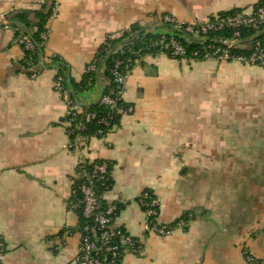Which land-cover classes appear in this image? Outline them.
Masks as SVG:
<instances>
[{
  "label": "crops",
  "instance_id": "obj_1",
  "mask_svg": "<svg viewBox=\"0 0 264 264\" xmlns=\"http://www.w3.org/2000/svg\"><path fill=\"white\" fill-rule=\"evenodd\" d=\"M262 1L0 0V264H75V176L98 160L112 165L105 199L120 208L116 226L139 241L122 264H246V254L264 264V66L143 56L125 81L133 113L70 151L53 61L80 82L107 38L134 25L171 34L167 16L206 22ZM50 8L45 61L27 70L7 17ZM103 88L81 94V105L98 103ZM145 192L160 203V225L188 218L186 229L149 233Z\"/></svg>",
  "mask_w": 264,
  "mask_h": 264
},
{
  "label": "built area",
  "instance_id": "obj_2",
  "mask_svg": "<svg viewBox=\"0 0 264 264\" xmlns=\"http://www.w3.org/2000/svg\"><path fill=\"white\" fill-rule=\"evenodd\" d=\"M165 23L176 30H183L188 37L198 39L201 42H206L208 36L217 34L219 32L228 30L233 33V38L226 41H219L220 47L214 46L210 41L203 49L198 50L189 58L186 48L179 42L175 36L170 34V41L167 40L166 35H162L159 43L160 55H167L169 52L173 59H182L189 62L215 60L221 62L237 61L245 65L256 66L261 64L264 66V46L258 42L254 48L253 54L247 58L244 56H233L231 51L241 47L242 30L252 29L260 31L264 26V5L251 13L236 12L230 16H216L206 22H194L186 24L179 22L173 17L167 16L164 19ZM42 39L46 42L47 36L42 35ZM189 42V40H187ZM20 44L28 51H35V44L28 36H23L20 39ZM105 44V43H104ZM122 62H116L112 73L115 77V83L118 85L116 98L111 95L103 96L100 99L102 104L108 105L112 110H118L122 115L132 114L133 106L129 105L126 108H118V103L124 101L123 96L125 92V81L131 74L130 65L126 66V70L121 71ZM31 70V69H30ZM95 71V61L93 60L88 69ZM37 73H32V78H36ZM64 78L58 76L55 78L54 89L62 98L67 107V113L63 120L69 142L67 149L70 151H77L84 148L88 142L93 138L104 139L109 133L104 129H98L87 134L89 131L88 124L93 121L103 127L110 126V115L107 119H99L96 114H85L81 103L74 99L70 88L64 86ZM94 161H83L76 172L75 180L85 178L87 183L81 187L83 195L80 203L74 204L72 207L74 211L82 207V216L85 224L81 233V244L79 254L76 258L75 264H122L125 255L128 252L139 247V241L133 237L124 228L116 226V217L118 213V206L113 203H108L105 199V194H97L94 188V180H104L107 174V166L105 164L96 166L91 174H87L84 170L87 163L92 164ZM75 184V182H74ZM75 193L73 189V194ZM148 195H144L139 199V203L145 213L147 219V229L149 233L165 237L173 233L177 229H186L187 222L180 220L175 226L160 225L158 218L160 215V203L157 199H152L147 203ZM6 252L5 244L0 241V257ZM246 264H261V262L250 254H246Z\"/></svg>",
  "mask_w": 264,
  "mask_h": 264
},
{
  "label": "trees",
  "instance_id": "obj_3",
  "mask_svg": "<svg viewBox=\"0 0 264 264\" xmlns=\"http://www.w3.org/2000/svg\"><path fill=\"white\" fill-rule=\"evenodd\" d=\"M264 5V1L260 2L254 10ZM236 12H243L241 10H234L229 13H225L219 15L221 17L230 16L235 14ZM53 14V9L49 10H41L39 12H21V13H13L7 17L10 25L18 30L16 33V39L20 41L23 36H28L29 39L35 44V51H28L25 49L23 45L22 48L24 50V59L22 60V66L27 70L33 69L38 66L42 61H45V44L46 42L42 39V35L47 36V24L50 17ZM33 19V20H32ZM171 35L175 36V38L183 44V46L187 50L188 57L190 58L192 54L198 50L203 49L204 46H207V43L212 40V44L214 46L220 47L221 44L219 41H226L233 38V33L231 31L225 30L219 32L217 34H211L208 36L206 42H201L198 39H193L192 37H188L183 30H176L173 27H170ZM32 28H35L36 31H31ZM164 34H153L148 33L146 30L141 28L139 25H134L131 27L129 31L124 33L119 38H107L105 44L101 46L99 51L97 52L94 61H95V71L87 70L89 65L87 66L86 73L83 76L80 82H75L71 75L69 67L64 63V61L59 58H53L54 63L56 64L55 69L58 70V76L64 78V86L70 88L72 92V96L74 99L79 101V96L81 94L87 93L93 90L97 85L103 83V93L102 97L111 95L112 98H116V93L111 94L113 91L117 92L118 85L115 83V77L112 73L113 68L115 67L116 62H122L120 67L121 71L126 70V66L130 65V70L134 69L137 63L141 60L143 56L151 55L158 56L160 55V47L157 46L160 39ZM167 40L170 41V34H165ZM189 39V42L186 39ZM242 43L241 47L233 49L231 54L233 56H244L249 58L253 52L256 44L260 42L264 46V26L261 27L260 31H255L252 29H244L242 30ZM167 56L170 58L171 55L168 52ZM181 60L182 59H176ZM200 62V61H197ZM256 66H262L258 64ZM57 77V76H56ZM102 79L104 82H102ZM80 102V101H79ZM129 104L125 101H121L118 103V108H126ZM132 106V105H131ZM85 114H96L99 119H107L109 115L112 117L110 119V126L103 127L97 123V121H93L88 124L89 131L87 134H91L95 130L104 129L105 132L110 133L115 127L120 125V121L122 115L118 112V110H112L110 106L102 104L100 101L96 104L92 105H81ZM105 164L107 166V174L104 180L95 179L94 180V188L97 194L102 195L109 192L113 187V178H112V165L107 161H94L92 164L87 163L84 170L87 174H91L94 171L96 166H100ZM87 183V179L82 178L75 180L74 191L72 197V206L76 203H80L83 198L81 187ZM144 195H148L146 201L147 203L151 202L152 199H156L150 192H145ZM120 210V208H119ZM118 210V212H119ZM80 217V227L79 232L82 231V228L85 224V220L82 216V207L75 211ZM118 215V213H117ZM188 222V218H183ZM180 221V220H179ZM178 222L174 223L172 226L177 225ZM0 241H2L0 239Z\"/></svg>",
  "mask_w": 264,
  "mask_h": 264
},
{
  "label": "rangeland",
  "instance_id": "obj_4",
  "mask_svg": "<svg viewBox=\"0 0 264 264\" xmlns=\"http://www.w3.org/2000/svg\"><path fill=\"white\" fill-rule=\"evenodd\" d=\"M186 24H191V23H186ZM186 40H189V39L187 38ZM183 61H185V60H183ZM207 61H215V60H207ZM186 62H189V61H186ZM194 62H197V61H194ZM218 62H221V61H218Z\"/></svg>",
  "mask_w": 264,
  "mask_h": 264
}]
</instances>
